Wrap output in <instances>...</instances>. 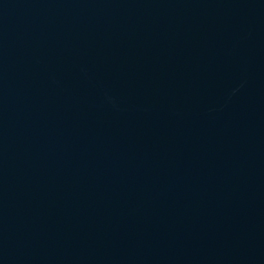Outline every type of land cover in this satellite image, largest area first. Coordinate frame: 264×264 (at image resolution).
Listing matches in <instances>:
<instances>
[{
  "label": "water",
  "instance_id": "95a60500",
  "mask_svg": "<svg viewBox=\"0 0 264 264\" xmlns=\"http://www.w3.org/2000/svg\"><path fill=\"white\" fill-rule=\"evenodd\" d=\"M247 0H0V140L169 30Z\"/></svg>",
  "mask_w": 264,
  "mask_h": 264
}]
</instances>
